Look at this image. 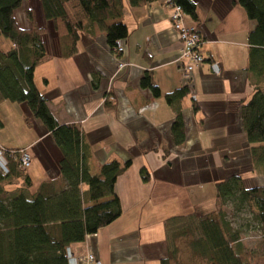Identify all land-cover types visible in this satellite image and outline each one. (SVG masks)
Wrapping results in <instances>:
<instances>
[{
	"label": "crops",
	"instance_id": "1",
	"mask_svg": "<svg viewBox=\"0 0 264 264\" xmlns=\"http://www.w3.org/2000/svg\"><path fill=\"white\" fill-rule=\"evenodd\" d=\"M190 1L197 21L185 13L183 21L200 32L205 60L183 80L175 64L179 36L170 9L161 1L131 6L123 0L116 21L126 25L128 35L119 41L122 53L116 55L96 24L90 36H80L75 51H64L53 24L43 18L40 0H34L50 58L36 67L33 81L56 123L75 124L81 130L90 175H98L113 160L132 161L115 185L121 216L85 241L70 244L76 257L90 253L101 264H159L168 255L164 223L213 211L216 182L237 174L246 188L264 186V163H253V146L240 116L242 101L257 89L264 91V72L251 66L255 52L248 35L255 22L236 0ZM20 21L27 23L25 15ZM211 62L219 65V74L211 72ZM144 75L159 90V98L141 86ZM187 85L190 94L179 107L185 141L177 146L171 136L175 113L164 96ZM7 102L0 100V108L10 111ZM17 106L21 131L16 140L4 137L15 127L10 117L0 114V146L29 154V194L45 183L46 192H57L65 186L59 180L62 154L43 124L24 104ZM141 167L149 174L147 183L141 181ZM5 187L13 190L15 185Z\"/></svg>",
	"mask_w": 264,
	"mask_h": 264
},
{
	"label": "trees",
	"instance_id": "2",
	"mask_svg": "<svg viewBox=\"0 0 264 264\" xmlns=\"http://www.w3.org/2000/svg\"><path fill=\"white\" fill-rule=\"evenodd\" d=\"M27 1L0 0V39L8 43L6 48H0V100L24 104L32 118L43 124L62 154L59 180L65 186L48 193L45 183L35 194H29L31 182L25 169L6 153L8 172H0V264H68L65 249L70 244L85 241L121 216L123 210L115 185L132 161L113 160L104 164L98 175H90L87 157L81 148V130L75 124H57L47 100L34 84L36 67L50 57L43 39L46 29L36 21L33 9L25 10L27 27L21 28L15 19V12ZM128 1L131 6H138L157 0ZM236 2L247 18L255 22L254 30L248 35L255 52L251 66L264 72V0ZM40 4L43 18L53 24L64 51H75L80 36H90L96 24L103 29L111 52L122 53L117 44L127 37L128 30L116 20L122 16L123 0H40ZM166 6L180 7L183 14L197 21L190 0H171ZM107 21L113 23L106 25ZM140 84L159 98V90L147 75L141 78ZM189 94L187 85L164 96L175 113L171 136L177 146L185 141L180 102ZM192 102L195 111L197 106ZM240 116L247 142L253 146V163H264L263 90L257 89L248 101H242ZM139 175L142 182L149 181L145 167L139 169ZM9 185H15L14 189L8 190L5 186ZM214 206L208 214L173 217L164 223L168 255L159 264L178 261L184 250L205 264H256L251 261L257 258L262 260L258 264H264V186L246 188L240 175H230L215 183ZM230 207L236 213L247 209L260 235L257 246L250 249L244 245L242 232L228 220Z\"/></svg>",
	"mask_w": 264,
	"mask_h": 264
},
{
	"label": "built area",
	"instance_id": "3",
	"mask_svg": "<svg viewBox=\"0 0 264 264\" xmlns=\"http://www.w3.org/2000/svg\"><path fill=\"white\" fill-rule=\"evenodd\" d=\"M164 1L169 3L171 0ZM183 15L180 7H171L169 18L172 22L173 29L178 33L180 42L178 57L176 58L175 64L181 78L183 80H188L190 79L192 71L202 65L204 58L201 54L202 38L196 32L194 26H187L184 24ZM117 49L122 52L121 44H117ZM209 67L212 73L219 74L220 67L217 63L213 62ZM7 152L16 159L20 168L27 169L29 167L31 159L25 149L6 151L4 147L0 146L1 173L6 174L8 172V161L6 158ZM65 258L67 259L68 264H78V262H84L86 264H101V262L96 260L90 253L76 257L68 247L65 249Z\"/></svg>",
	"mask_w": 264,
	"mask_h": 264
},
{
	"label": "rangeland",
	"instance_id": "4",
	"mask_svg": "<svg viewBox=\"0 0 264 264\" xmlns=\"http://www.w3.org/2000/svg\"><path fill=\"white\" fill-rule=\"evenodd\" d=\"M29 1L31 4H29V5L24 4L19 10H17L15 12V19L21 28L28 26L27 25L28 22L26 24H22L23 21H20L21 19L23 20L26 8H32L33 11H35V9L33 7L35 5L34 0H29ZM161 2L166 6V2L164 0H161ZM169 9L171 12V8H169ZM169 15H170V13H169ZM7 45H8V43L6 41H4V43H3L2 40H0V48L4 49L7 47ZM7 103L8 104H6V105H11L10 111L7 108L4 109L5 106H2V108H0V114L2 116H4L5 118L10 117L11 122L9 124L13 125L15 127V129L14 130L8 129L7 132L5 133L4 137L9 138L11 140H13V139L16 140L18 138V134L21 131V124H22V123H20V120H17V118H16V117H19L20 110H19V108H15V107H18L19 105L17 106V104H15V103L12 104L9 101ZM228 220L231 222V225L233 228L239 229L242 232L241 237H242V242L244 243V245H246L250 249L252 247L257 246L259 239H260V235H259V232L257 231V226L252 221V218L250 217L249 213L247 212V209L242 210V212L236 213V212L232 211V209L230 207L228 210ZM261 261H262L261 259L257 258L255 260L251 261V263L258 264ZM174 263L175 264H205V261H203L201 259H196V258L193 259V257H191L187 252H185V253H181L179 255L178 261H176ZM174 263H172V264H174Z\"/></svg>",
	"mask_w": 264,
	"mask_h": 264
},
{
	"label": "bare ground",
	"instance_id": "5",
	"mask_svg": "<svg viewBox=\"0 0 264 264\" xmlns=\"http://www.w3.org/2000/svg\"><path fill=\"white\" fill-rule=\"evenodd\" d=\"M123 45V44H122ZM119 53V52H118Z\"/></svg>",
	"mask_w": 264,
	"mask_h": 264
}]
</instances>
